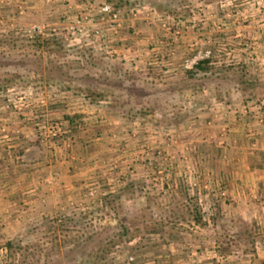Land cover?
Segmentation results:
<instances>
[{
	"label": "rangeland",
	"instance_id": "374dc122",
	"mask_svg": "<svg viewBox=\"0 0 264 264\" xmlns=\"http://www.w3.org/2000/svg\"><path fill=\"white\" fill-rule=\"evenodd\" d=\"M105 3L120 9L123 28L99 38L94 31L103 28L95 14ZM134 11H139L136 18ZM262 25L264 0H0V36H12L9 40L15 42L57 39L68 46L61 56L52 55L63 72L56 68L44 74L31 64L33 50L14 48L2 59L10 67L4 70L15 71L13 65L20 68L24 62L26 68L20 69L25 77L44 79L36 87H13L0 95V118L18 126H3L0 134L9 140L24 136L20 127L26 126L31 159L43 151V172L32 175L34 161H27L24 195L32 199L52 192L61 172L51 167L56 160L76 162L75 150L85 147L88 134L103 140L102 150L108 153L98 160L94 183L69 204L52 209L45 201L38 208L28 203L8 211L11 224L0 234V264H92L88 256L100 246L97 236L105 238L110 225L124 216L135 238L108 248L99 264H145V249L174 240L218 247L230 239L236 242L233 252H248L258 227L236 216L229 187L212 185V179L215 170L242 166L240 148H257L250 139L254 126L264 125V49H256L252 38L260 36ZM34 27L45 28L44 34H29ZM198 53H209L202 62L212 64L214 76L188 82L186 73L195 69L187 70L185 61ZM122 75L134 81H121ZM47 78L53 81L47 83ZM234 87H240L239 94L231 92ZM87 90L105 100H90ZM193 104L197 107L190 110ZM232 127L234 137L227 138ZM57 149L64 154L61 159ZM137 182L147 185L143 208L137 206V196L135 201L124 196L118 213L102 211L104 198L122 195L125 186ZM186 192L206 226L183 221L176 233L184 241L180 235L168 242L148 232L150 223L169 220L168 210L184 204ZM215 215L223 218L219 225H213ZM226 222H232L226 224L229 229H223ZM249 228L252 242H245L241 239ZM10 243L14 248L9 250Z\"/></svg>",
	"mask_w": 264,
	"mask_h": 264
},
{
	"label": "crops",
	"instance_id": "0c3cea01",
	"mask_svg": "<svg viewBox=\"0 0 264 264\" xmlns=\"http://www.w3.org/2000/svg\"><path fill=\"white\" fill-rule=\"evenodd\" d=\"M250 31L252 30L250 29ZM258 33L260 36L257 35L256 38L254 34L252 39L255 40L256 49L262 50L264 49V25L259 28ZM243 122H238L237 125H241ZM16 125L10 119L0 118V130L3 126L12 130L18 127ZM20 128L24 136L20 134L9 140L0 134V234L5 232L6 224H11L9 210L21 208L22 204L26 206L28 203L29 205L34 203L38 208L45 201L46 204L47 202L50 204L52 209H57L69 204L71 199L84 195L86 185H92L95 181L100 156L107 151L102 150L103 140L94 139L95 136L91 134L86 137L84 148L77 146L75 150L77 158H72L76 162L67 163L64 159L62 160L61 156L63 157L64 154L60 149H57L59 153H56V156H60L61 162L56 160L51 168L61 172L58 185L52 192L42 191L31 199L30 196L24 195L27 193V180L30 177L27 161H34L33 167L30 168L33 170L31 172H34L32 175L43 172V151H41L39 159H31L29 155L32 147L29 144L28 130H26V126ZM252 130L254 134L250 140L256 142L257 148L253 150L249 147L240 148L242 150L240 162L242 166L238 167L233 164L231 165L233 168L226 171L217 172L215 170L216 179H212V185L216 183L219 187L222 184H224V188L229 187L230 199L233 202L236 216L238 214L243 217L246 224L258 227L257 234L253 238L255 243L252 248L248 252L242 250L240 253V250L237 252L231 250L223 253L215 245L205 247L204 244H200V246H195L174 240L167 245L153 244L145 249L148 255L145 264H264V125L254 126ZM230 132L233 134L226 135L227 138L234 137L233 127ZM229 144H227V148L230 147ZM17 151L21 153L14 155V152ZM22 152H24L23 155ZM244 164L247 165L244 166ZM221 177L224 179L227 177V182L222 181L224 179ZM228 177L230 181H228ZM204 187L207 188V186ZM40 207L44 209V205ZM180 236H182L180 240L184 241L183 235Z\"/></svg>",
	"mask_w": 264,
	"mask_h": 264
},
{
	"label": "trees",
	"instance_id": "16d2710c",
	"mask_svg": "<svg viewBox=\"0 0 264 264\" xmlns=\"http://www.w3.org/2000/svg\"><path fill=\"white\" fill-rule=\"evenodd\" d=\"M169 6L167 8H169ZM11 38L13 37L12 36H9V37L0 36V55L2 56L0 58V95L3 93L5 94L7 91H9L13 87L29 86V85L36 87L39 84H43L44 79L31 80L29 76L25 77L22 74L20 68H26L25 66H27V64L24 62L21 63L20 68H19V65H17L16 63L14 65L11 64L13 65V67H15L14 68L15 71L4 70L6 65L3 64L4 61L2 59L4 58V56L6 57L9 56V51H12L14 48L16 50H21V51L33 50L34 53H36L35 54L36 57H35V61L32 62L31 64L37 65L41 69L42 72L43 71L45 72L44 74H50L51 70H55L56 68H58L60 72H63V66L61 65L59 66L57 64L58 59L57 58L53 59L52 55L56 57L61 56L64 50L68 47L66 44H62L57 39H54V40L53 39H42L43 37H33V38L23 37L24 40H20L21 42H15L14 39L9 40ZM16 43H19V45L21 46H15ZM45 57H47L46 60L44 59ZM45 62L46 64H44ZM95 65L96 64L92 63L90 66H95ZM6 67L10 68L8 66ZM213 69L214 68L212 67V64L209 61L201 62L198 64V66L195 67L194 71L186 73V79L188 80V82L191 80H195L197 78H201L202 80H206V79L210 80L214 76V73L212 72ZM120 77H121L120 78L121 81H126V82L134 81V79L128 80L129 76L122 75ZM46 81L47 83H51V81L53 80L50 81L47 78ZM50 85L52 86V84ZM239 88L240 87H234L233 91L231 90V92L233 94H239L240 92ZM85 93H86L87 98H89L90 100L97 99V102L98 101L100 102L101 98H104L105 100V96L101 93L91 92L90 90L85 91ZM222 95H223L222 93H219L220 97ZM212 102L213 100H210L208 104H211ZM203 103L207 104L206 98L205 100H203ZM195 105L196 104H193L192 106H190V110H194L195 107H197ZM118 108L121 109L122 107L119 106ZM129 114L133 116L131 108H129ZM146 187L147 185L145 183H140V182L131 183L125 186V188L122 190V195L116 194L112 196H107L106 198L103 199V203L101 207L102 211L109 209L111 211L110 213H113V214L114 212L118 213V210L120 209V206H121L122 197L124 196L127 197L130 201H133V200L135 201V199H137L136 198L137 196L138 197V199L136 200L137 206H140V208H143L141 198L146 193V190H147ZM197 205L198 204L194 203L193 198L191 197V194L189 192H186L184 204L180 203V205L173 204L172 205L173 207L170 206L171 208L170 210H168V212L171 213L169 216L170 217L169 220L168 221H164V220L156 221L155 224L150 223L148 225V232L155 234V235L160 234L164 239H166L165 241L169 242L172 239H174L176 236L181 235V233H178V234L176 233V229L178 226L182 225L181 223L183 221L187 222L188 220H190V222H192L194 226L205 227L206 224L203 221L201 209ZM142 211L144 213L145 209ZM222 219H223L222 217L215 215V217L213 218V225H217V224L219 225ZM129 223H130V220L127 217L125 216L121 217L116 225H110V229L112 231L111 233H108V235L105 236V238H101V236H97L99 238L98 243L100 244V246L95 251L90 253L88 256L92 264H99L102 261H104L106 257L108 256L107 254L108 248L112 246H119L124 241L131 242L132 239L135 238V235H133L132 237L133 233L131 232ZM229 223H232V222L223 223L224 224L223 229H227L228 227H230V226H227V225H230ZM87 224L89 225V223ZM91 224H92V221L90 220V227H93V225L91 226ZM234 224L236 223L234 222ZM167 230H169L170 232H167ZM243 233L245 236H242L240 234V236L243 237L241 240L245 242H250L251 240L252 242V239H250V237H253V234H252L253 232L251 228H249L248 230H245V232ZM224 238H227V237L225 236ZM233 244H236V242L231 241L230 239H227L224 243H222V246H218V247L221 250V252L226 253V252L231 251V248H232L231 245ZM8 248L9 250L14 248L13 244L10 243L8 245Z\"/></svg>",
	"mask_w": 264,
	"mask_h": 264
},
{
	"label": "built area",
	"instance_id": "2783aa9c",
	"mask_svg": "<svg viewBox=\"0 0 264 264\" xmlns=\"http://www.w3.org/2000/svg\"><path fill=\"white\" fill-rule=\"evenodd\" d=\"M133 13H134L133 16L136 18L137 13L139 14V11L136 12L134 11ZM95 15L99 18L103 28V31L100 28L94 31L95 37L103 38L105 33L117 34L119 30L123 28V22L120 19V9H115L112 4H108V3L103 4L98 9V12H96ZM44 29L45 28L34 27L29 34L43 35ZM208 55L209 53H206L204 57L203 54L198 53L193 59L186 60L184 67L187 70L195 69V67L198 66L199 63L204 61V58H208ZM53 135L55 136L56 134ZM129 261L133 262L134 259L130 258Z\"/></svg>",
	"mask_w": 264,
	"mask_h": 264
}]
</instances>
